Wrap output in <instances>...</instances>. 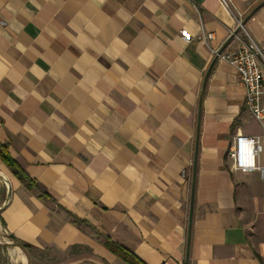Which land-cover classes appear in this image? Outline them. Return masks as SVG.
I'll return each instance as SVG.
<instances>
[{
  "label": "crops",
  "instance_id": "1",
  "mask_svg": "<svg viewBox=\"0 0 264 264\" xmlns=\"http://www.w3.org/2000/svg\"><path fill=\"white\" fill-rule=\"evenodd\" d=\"M239 20L264 48V0H0V142L36 181L0 157V264H264V177L230 155L264 123L211 51Z\"/></svg>",
  "mask_w": 264,
  "mask_h": 264
},
{
  "label": "built area",
  "instance_id": "2",
  "mask_svg": "<svg viewBox=\"0 0 264 264\" xmlns=\"http://www.w3.org/2000/svg\"><path fill=\"white\" fill-rule=\"evenodd\" d=\"M220 2L225 8L231 9V0ZM237 27L246 34L245 38L239 37L237 47L227 50L212 47L211 51L216 58L228 60L234 65L245 90L246 107L256 119L264 123V48L247 31L242 20L238 21ZM233 33L236 34L235 31ZM198 38L207 43L214 38V33L202 26ZM263 152L264 145L260 135L238 134L230 149L234 169L243 171L259 169L264 177V165L259 161ZM7 237L8 230L0 222V241H6Z\"/></svg>",
  "mask_w": 264,
  "mask_h": 264
},
{
  "label": "trees",
  "instance_id": "3",
  "mask_svg": "<svg viewBox=\"0 0 264 264\" xmlns=\"http://www.w3.org/2000/svg\"><path fill=\"white\" fill-rule=\"evenodd\" d=\"M0 157L3 162L9 167L13 174L20 179L28 188H36V181L27 175L21 166L16 162V160L8 153L6 144L0 142ZM40 196L48 197L47 193H41ZM105 244L112 251L126 259L131 264H144L134 253L126 249L125 247L119 245L118 243L106 240Z\"/></svg>",
  "mask_w": 264,
  "mask_h": 264
},
{
  "label": "water",
  "instance_id": "4",
  "mask_svg": "<svg viewBox=\"0 0 264 264\" xmlns=\"http://www.w3.org/2000/svg\"><path fill=\"white\" fill-rule=\"evenodd\" d=\"M208 76V73H207ZM206 76V77H207ZM194 170H196V163L194 165ZM0 179L5 183L6 186V197L5 200L0 204V212L9 204L12 197V182L7 173L0 169Z\"/></svg>",
  "mask_w": 264,
  "mask_h": 264
},
{
  "label": "rangeland",
  "instance_id": "5",
  "mask_svg": "<svg viewBox=\"0 0 264 264\" xmlns=\"http://www.w3.org/2000/svg\"><path fill=\"white\" fill-rule=\"evenodd\" d=\"M6 173H8L5 169H3ZM6 191L5 183L0 179V195H4ZM100 238V235L98 236Z\"/></svg>",
  "mask_w": 264,
  "mask_h": 264
},
{
  "label": "bare ground",
  "instance_id": "6",
  "mask_svg": "<svg viewBox=\"0 0 264 264\" xmlns=\"http://www.w3.org/2000/svg\"><path fill=\"white\" fill-rule=\"evenodd\" d=\"M5 172V171H4ZM6 173V172H5Z\"/></svg>",
  "mask_w": 264,
  "mask_h": 264
}]
</instances>
